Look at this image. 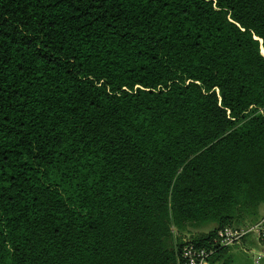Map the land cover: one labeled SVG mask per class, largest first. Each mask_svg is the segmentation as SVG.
<instances>
[{"label":"trees","instance_id":"obj_1","mask_svg":"<svg viewBox=\"0 0 264 264\" xmlns=\"http://www.w3.org/2000/svg\"><path fill=\"white\" fill-rule=\"evenodd\" d=\"M263 205L264 0H0V264H253Z\"/></svg>","mask_w":264,"mask_h":264},{"label":"built area","instance_id":"obj_2","mask_svg":"<svg viewBox=\"0 0 264 264\" xmlns=\"http://www.w3.org/2000/svg\"><path fill=\"white\" fill-rule=\"evenodd\" d=\"M253 236L259 248L250 249L254 264H264V213L255 223L233 227L227 226L218 232L215 240L216 245L229 247L241 244L245 237ZM214 248L197 247L194 244H187L183 249L185 264H210V256Z\"/></svg>","mask_w":264,"mask_h":264},{"label":"crops","instance_id":"obj_3","mask_svg":"<svg viewBox=\"0 0 264 264\" xmlns=\"http://www.w3.org/2000/svg\"><path fill=\"white\" fill-rule=\"evenodd\" d=\"M264 213V205L261 208V214ZM259 245L253 236L245 238L241 244L235 245L231 248L230 252L239 257L240 262H245L246 258L253 261L252 253L250 249H257ZM254 264V263H253Z\"/></svg>","mask_w":264,"mask_h":264}]
</instances>
